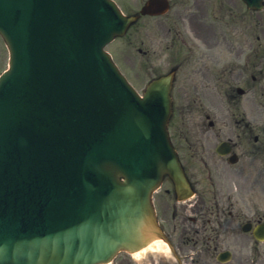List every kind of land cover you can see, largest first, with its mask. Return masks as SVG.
Instances as JSON below:
<instances>
[{
    "label": "water",
    "instance_id": "1",
    "mask_svg": "<svg viewBox=\"0 0 264 264\" xmlns=\"http://www.w3.org/2000/svg\"><path fill=\"white\" fill-rule=\"evenodd\" d=\"M54 1L0 0V32L11 50L0 77V264H93L120 246L143 244L154 233L149 193L159 169L177 168L171 148L164 151L168 78L140 99L106 65L100 89L107 103L117 98L106 121L88 111L84 90L60 96L62 58L45 59L40 47L58 48V18L99 13L100 1L105 29L116 19L110 0ZM249 1L257 7L260 0ZM38 32L46 34L39 45ZM87 40L84 33L77 42Z\"/></svg>",
    "mask_w": 264,
    "mask_h": 264
},
{
    "label": "flooded vegetation",
    "instance_id": "2",
    "mask_svg": "<svg viewBox=\"0 0 264 264\" xmlns=\"http://www.w3.org/2000/svg\"><path fill=\"white\" fill-rule=\"evenodd\" d=\"M144 1H139L138 8ZM224 2L235 4V0H173L170 3L176 9L172 19L154 24L156 31H162L158 39L165 43V49L172 57L170 62L173 61L178 69L181 64L185 66L188 79H200L198 83L191 81L196 90H207L209 79H216L218 90L222 91L223 76L227 78L229 90L239 77L248 74L253 77L254 46L251 41L223 40ZM147 17L158 20L159 16H143L139 20ZM223 44L231 57L225 64L221 59ZM208 121L201 131L204 135L199 137L190 136L180 122L172 124L180 158L196 194L180 200L167 178L154 192L158 222L169 245L158 246L147 255L135 257L120 253L110 264H264V246L256 245L258 241L251 232L239 231L244 223L264 220V181L259 186L250 184L246 191L248 213L240 211L236 189L239 171L236 164L229 163L230 154L236 153L238 163L244 162L245 158L253 159L254 151L237 154L238 141L229 136L230 130L222 127L223 120L219 119L218 126L215 125L217 120ZM241 130L250 134L253 128L243 122ZM224 140L231 146L227 155L215 150ZM253 140L257 141L255 137ZM261 146L264 164V131ZM257 173L261 179L262 172L258 169Z\"/></svg>",
    "mask_w": 264,
    "mask_h": 264
},
{
    "label": "rangeland",
    "instance_id": "3",
    "mask_svg": "<svg viewBox=\"0 0 264 264\" xmlns=\"http://www.w3.org/2000/svg\"><path fill=\"white\" fill-rule=\"evenodd\" d=\"M255 24H256L255 34L256 35L261 34L262 39H264V35L259 30L261 28L264 29V12H261L260 15H257V13H255ZM121 41L122 42L115 43L114 46H110L109 49L114 53L117 61L122 66V68L126 72H129L130 78L131 79L133 78V80L135 81L134 84L136 88L139 91H141L144 88V85L147 82L148 78L151 76V66L150 64H142V67L140 68L143 71L142 73H139L137 70H134L135 65H137L138 63H135V60H132V58L131 60L125 59V54L121 50L123 45V40ZM2 44L0 42V72L5 68L7 62L6 48H4ZM131 44H133V38L131 39ZM131 52L134 53L133 49H131ZM248 115L250 116L251 119L256 120L257 118L259 119L261 113H258L257 108H255L254 110H251V112L248 113Z\"/></svg>",
    "mask_w": 264,
    "mask_h": 264
}]
</instances>
